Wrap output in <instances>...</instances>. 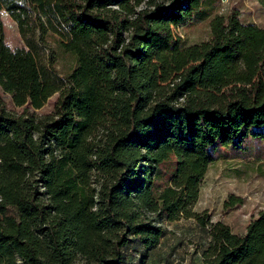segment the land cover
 <instances>
[{
    "label": "trees",
    "instance_id": "1",
    "mask_svg": "<svg viewBox=\"0 0 264 264\" xmlns=\"http://www.w3.org/2000/svg\"><path fill=\"white\" fill-rule=\"evenodd\" d=\"M2 10L24 48L5 42ZM216 12L212 0H0V88L23 109L0 98V264H144L167 233L153 215L195 219L202 264H264V211L243 235L194 212L217 161H264V28ZM208 20L200 44L174 33ZM49 34L77 59L66 79L39 63Z\"/></svg>",
    "mask_w": 264,
    "mask_h": 264
},
{
    "label": "rangeland",
    "instance_id": "2",
    "mask_svg": "<svg viewBox=\"0 0 264 264\" xmlns=\"http://www.w3.org/2000/svg\"><path fill=\"white\" fill-rule=\"evenodd\" d=\"M166 1L169 0H159ZM217 14L229 16L233 10H238L244 24H255L264 28V6L258 0H212ZM1 19L5 30V42L12 49L24 48L16 22L6 10H2ZM209 20L199 24H187L174 29L176 36L182 38L184 47L200 44L210 37ZM39 63L50 65L54 73L61 79H66L77 67L76 57L66 52L57 36L49 34L47 49L41 54ZM0 98L7 104L8 110L21 114L23 109L16 108L9 95L0 88ZM58 95H54L40 115L52 113ZM252 158V157H251ZM219 160L207 172L200 187L198 203L194 212L205 214L212 222H222L234 233L243 235L249 223L264 211V161L256 159ZM230 196L243 199V204L233 209H225V203ZM155 225L166 229L160 246L153 252L144 264H202L197 246L205 244V236L195 219L182 218L174 223L153 215ZM133 245L141 248L139 238L131 237ZM133 254V253H132ZM135 254V253H134ZM138 264L140 256H137Z\"/></svg>",
    "mask_w": 264,
    "mask_h": 264
}]
</instances>
